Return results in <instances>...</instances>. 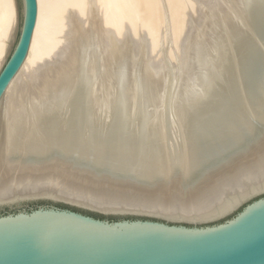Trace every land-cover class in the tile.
Masks as SVG:
<instances>
[{"label":"bare ground","instance_id":"bare-ground-1","mask_svg":"<svg viewBox=\"0 0 264 264\" xmlns=\"http://www.w3.org/2000/svg\"><path fill=\"white\" fill-rule=\"evenodd\" d=\"M122 1L52 0L51 11L48 0H37L27 54L0 98V203L53 196L107 211L206 220L264 190V131L258 126L264 105L258 112L239 101L250 92L242 82L249 74L234 78L228 66L235 68L245 55L241 48L264 46V0H220L157 61L147 45L135 46L140 31H132L128 18L138 9L127 12L128 0ZM163 1L162 21L170 29L168 13L178 1ZM183 14L173 17L187 23ZM216 15L213 27L205 24ZM17 24V0H0V70ZM147 37V44L156 41ZM188 49L192 54L176 68L172 57ZM230 79L241 89H227ZM222 93L243 103L241 119L233 115L230 126L219 121ZM246 135L251 142L243 143ZM208 136L217 144L205 158ZM209 158L217 165L200 170ZM19 219L18 227L28 221L91 226L64 215Z\"/></svg>","mask_w":264,"mask_h":264},{"label":"water","instance_id":"water-1","mask_svg":"<svg viewBox=\"0 0 264 264\" xmlns=\"http://www.w3.org/2000/svg\"><path fill=\"white\" fill-rule=\"evenodd\" d=\"M25 2L20 0V7L17 4V36L0 70V98L24 61L35 26L37 0ZM25 7L26 16L22 13ZM249 45L241 48L245 55L237 57V66L234 68L233 62L228 66H232L234 78L249 74L248 80L242 82L250 92L241 93L239 101L246 100L259 112L264 105V46ZM233 82L230 79L226 88L241 89ZM219 97V121L230 126L233 115L241 119L243 103L234 104L232 94L222 93ZM260 113L264 114V109ZM258 126L264 131V124ZM212 127L207 130L213 132ZM251 135H246L243 143L251 142ZM203 142L207 158L217 142L214 136L205 137ZM217 163L209 158L200 170L207 171ZM23 200L50 205L0 214V221H8L0 227V264H264V190L206 220L107 211L53 196ZM37 214L64 215L91 226L25 220ZM18 218L31 224L18 227L14 224Z\"/></svg>","mask_w":264,"mask_h":264},{"label":"rangeland","instance_id":"rangeland-1","mask_svg":"<svg viewBox=\"0 0 264 264\" xmlns=\"http://www.w3.org/2000/svg\"><path fill=\"white\" fill-rule=\"evenodd\" d=\"M54 1V0H53ZM125 0H123L122 1V3L124 4L125 2H124ZM127 1V0H126ZM140 1V0H139ZM144 1V2H143ZM151 1V2H150ZM175 1H178L177 3H175V5H173V7H172V9H171V11L168 13V15L169 16H171L172 17V24H171V28L169 29V27H167V28H164V27H166L165 26V24L163 23V21L165 20L164 18L162 19V17H165L166 16V14L165 13H163L162 12V3L161 2H163L164 3V1L162 0H142L141 2H143V4H145V5H143L141 2H139V4L137 5V6H133L134 4L136 5V3H135V0H128L127 1V3L128 4H126V5H128V6H125L126 7V9H128V8H131V7H134L136 10H137V12H135L136 14L135 15H132V16H130L128 19L130 20V21H133V22H131V23H133V24H129V26H132V31H133V29H134V27L135 28H137L138 29V31L137 32H139L138 34V38H136L137 37V34H136V36H135V46H138V47H143L144 45H147L146 46V50H147V48L149 49V48H151V50L153 51V55H150V58L151 59H153L154 61H157L158 59L159 60H162V58H163V53L165 54V53H168L167 51L169 50V48L171 47V49L172 50H174V48H173V46H177L176 44H177V42H180V40L182 41V39L184 38V36H185V34H186V29H187V27H188V31H189V27L191 26V24L190 23H198V21L199 22H201L202 20H204V18H206V17H209V14H210V11H211V9H215L216 7H217V3H219L220 2V0H213V1H211V2H206L205 0H175ZM50 2V3H49ZM52 2V0H48V3H49V7L50 8H48V10L50 9H52V6H53V2ZM137 2H138V0H137ZM145 2H149V3H147L149 6H147V4L145 3ZM154 2V3H153ZM160 2V3H159ZM229 2V0H227L226 1V3H228ZM140 3H141V7H142V9L140 8L139 9V5H140ZM17 4H18V7H20V0H17ZM152 4V5H151ZM153 4H154V6H153ZM160 4V5H159ZM203 4V5H202ZM151 5V6H150ZM220 5V4H219ZM224 5V4H223ZM143 6H144V8H146V9H143ZM153 6V7H152ZM138 7V8H137ZM200 7H202V9H200L201 11H197ZM133 8V9H134ZM125 9V10H126ZM133 9H131L130 10V13L132 12V10ZM134 9V10H135ZM133 10V11H134ZM135 10V11H136ZM229 10H230V7H229ZM52 11V10H51ZM51 11H49V12H51ZM152 11V15L149 13V12H151ZM48 12V11H47ZM48 12V14H50ZM127 12H129V9L127 10ZM153 12L155 13V15H153ZM183 12L184 13H186V15H187V17H188V19L189 20H187V23H185V20L183 19V20H177V18H174L173 17V15H176L177 16V14L178 15H181L182 16V14H183ZM52 13V12H51ZM145 13L146 14H149L148 16L146 15V17H147V22L145 21V23L144 24H142V25H140L139 24V22H140V19L145 15ZM177 13V14H176ZM144 14V15H143ZM162 14H164V16H162ZM131 15V14H130ZM157 15H159V18L158 17H156ZM184 15V14H183ZM162 16V17H161ZM132 17H134V18H132ZM216 17H217V15L215 16V17H213V18H211V21H207L205 24L207 25V24H210L211 25V27H213V24H214V22H215V19H216ZM151 19H153V20H151V22H153L154 20H155V18H156V21H155V23L154 24H150V20ZM175 19H176V21H175ZM139 20V21H138ZM160 20V21H159ZM163 20V21H162ZM142 22V21H141ZM149 22V23H148ZM204 22V21H203ZM162 25H164V26H162ZM138 26H140V27H138ZM131 28V27H130ZM129 28V29H130ZM126 29H128L127 27H126ZM137 29H134V30H137ZM152 29H154V31L155 32H153V30ZM158 29V30H157ZM157 30V31H156ZM161 32H160V31ZM169 30V31H168ZM125 31H129V30H125ZM131 31V32H132ZM119 32V31H118ZM159 32V33H158ZM157 33V34H156ZM179 33H180V35H179ZM113 34H115V33H113ZM154 34H156V35H162V36H160V39H164L163 41L162 40H160V41H158L160 44L158 45L159 47H157V45L156 44H158L157 43V40H159V38L157 39V37H156V35H154ZM151 35H153L154 37H155V40L156 41H154L153 40V42L151 43V45L148 43H145L148 39H149V37H147V36H151ZM167 35V36H166ZM17 36V35H16ZM16 36H15V38H14V40H13V43H12V45H14V42H15V40H16ZM171 36L173 37V41L171 42ZM159 37V36H158ZM162 37V38H161ZM168 39V40H167ZM169 39H171L170 41H169ZM146 40V41H145ZM167 40V41H166ZM145 41V42H144ZM176 43H175V42ZM171 42V43H170ZM137 43V44H136ZM156 43V44H155ZM165 43V44H164ZM173 43H175V44H173ZM122 44V43H121ZM171 44V45H170ZM179 44V43H178ZM54 45H55V43L53 44V43H51V45L50 46H48L46 49L47 50H45L44 52L48 55L50 52H51V50H52V48H54ZM163 45V46H162ZM51 46H52V48H51ZM161 46V47H160ZM178 47V46H177ZM50 48V49H49ZM177 49V48H176ZM50 50V51H49ZM167 50V51H166ZM188 50H190V49H188ZM188 50H185L186 51V54H184V55H182L183 54V52H185V51H183L182 52V54L181 53H179V54H181V55H179V57H178V53H176L175 54V57L173 58L172 57V59H174L175 60V62H173L172 61V63L171 62H169V61H166V66L169 64V63H171V64H176L175 66H177L176 68H178V67H180L181 65H182V63H181V61H180V63H178V61L179 60H183V58H185L184 60H186V57L185 56H189L190 54H192V52L193 51H188ZM48 51V52H47ZM188 51V52H187ZM181 52V51H180ZM44 53V54H45ZM181 56V57H180ZM182 56H183V58H182ZM183 60V61H184ZM182 61V62H183ZM168 63V64H167ZM181 64V65H180ZM164 69H165V66H164ZM43 205H50V203H48V202H45V201H34V200H21V201H19V200H17V202H13V203H0V214H4V213H7V212H16V211H19V210H22V209H26V210H28V209H31V208H34V207H36V206H43ZM237 211V210H236ZM235 213V211L232 213V214H230V215H228L226 218H228V217H230L231 215H233ZM111 218V217H110Z\"/></svg>","mask_w":264,"mask_h":264}]
</instances>
